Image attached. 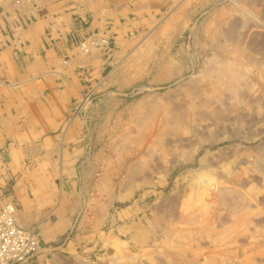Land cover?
<instances>
[{
	"label": "rangeland",
	"instance_id": "374dc122",
	"mask_svg": "<svg viewBox=\"0 0 264 264\" xmlns=\"http://www.w3.org/2000/svg\"><path fill=\"white\" fill-rule=\"evenodd\" d=\"M100 1L70 217L28 262L264 264V0Z\"/></svg>",
	"mask_w": 264,
	"mask_h": 264
},
{
	"label": "crops",
	"instance_id": "0c3cea01",
	"mask_svg": "<svg viewBox=\"0 0 264 264\" xmlns=\"http://www.w3.org/2000/svg\"><path fill=\"white\" fill-rule=\"evenodd\" d=\"M105 7L100 0H0V206L13 203L17 222L36 225L41 244L57 239L70 217L55 180L76 179L78 129L66 117L81 91L80 69L95 64L77 43L103 26Z\"/></svg>",
	"mask_w": 264,
	"mask_h": 264
},
{
	"label": "built area",
	"instance_id": "2783aa9c",
	"mask_svg": "<svg viewBox=\"0 0 264 264\" xmlns=\"http://www.w3.org/2000/svg\"><path fill=\"white\" fill-rule=\"evenodd\" d=\"M41 249L35 227H23L13 206L0 207V264H26Z\"/></svg>",
	"mask_w": 264,
	"mask_h": 264
},
{
	"label": "bare ground",
	"instance_id": "6f19581e",
	"mask_svg": "<svg viewBox=\"0 0 264 264\" xmlns=\"http://www.w3.org/2000/svg\"><path fill=\"white\" fill-rule=\"evenodd\" d=\"M5 205H9V206H13V208H14V217H15V220H16V208H15V206L12 204V203H7V204H5ZM5 205H3V206H5ZM2 207V206H1ZM16 222H17V220H16ZM18 223V222H17ZM19 224V223H18ZM22 226V225H21ZM23 227H25V226H23Z\"/></svg>",
	"mask_w": 264,
	"mask_h": 264
}]
</instances>
